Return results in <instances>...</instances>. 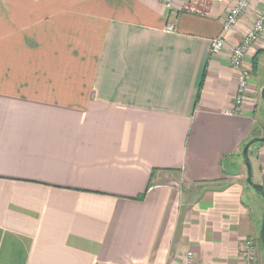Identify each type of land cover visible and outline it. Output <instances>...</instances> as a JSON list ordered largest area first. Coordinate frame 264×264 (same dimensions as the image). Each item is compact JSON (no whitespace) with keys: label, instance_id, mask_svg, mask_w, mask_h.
I'll return each instance as SVG.
<instances>
[{"label":"crops","instance_id":"obj_1","mask_svg":"<svg viewBox=\"0 0 264 264\" xmlns=\"http://www.w3.org/2000/svg\"><path fill=\"white\" fill-rule=\"evenodd\" d=\"M165 1L0 0V264H243L262 244L243 150L264 137V33L228 112L264 0L216 56L236 0Z\"/></svg>","mask_w":264,"mask_h":264},{"label":"built area","instance_id":"obj_2","mask_svg":"<svg viewBox=\"0 0 264 264\" xmlns=\"http://www.w3.org/2000/svg\"><path fill=\"white\" fill-rule=\"evenodd\" d=\"M254 0H236L235 4L228 11L221 34L211 42V56L221 54L226 47V35L233 31L240 19L245 15ZM165 7L172 9L173 0H166ZM168 31L173 32L174 27L168 28ZM264 32V8H262L256 16L253 27L244 36L241 44L234 48L231 53V65L239 70L238 78V94L235 100L233 110L228 114H238L241 111L243 104L246 101L249 91L250 72L244 68V62L252 47L260 39ZM256 249L254 242L250 239L242 245L240 251V259L243 264H253L255 260ZM192 255L189 254V258Z\"/></svg>","mask_w":264,"mask_h":264},{"label":"water","instance_id":"obj_3","mask_svg":"<svg viewBox=\"0 0 264 264\" xmlns=\"http://www.w3.org/2000/svg\"><path fill=\"white\" fill-rule=\"evenodd\" d=\"M262 98L264 100V87L262 89ZM255 143H264V137L263 138H255V139L251 140L245 146V148L243 150V158H244L247 170H248L247 180H248L249 185L252 186L253 188L257 189L261 193L263 198H264V189H263V187L255 184L253 182V180H252V167H251V162H250V159H249V149ZM261 239H262V244H263V248H264V216H263V221H262Z\"/></svg>","mask_w":264,"mask_h":264},{"label":"rangeland","instance_id":"obj_4","mask_svg":"<svg viewBox=\"0 0 264 264\" xmlns=\"http://www.w3.org/2000/svg\"><path fill=\"white\" fill-rule=\"evenodd\" d=\"M264 33V32H263ZM262 33V34H263ZM262 36V35H261ZM261 36H260V38H261ZM259 41V40H258ZM257 41V42H258ZM257 42H256V44H257ZM264 85V84H263ZM263 87L264 86H262V89H263ZM260 115H264V101L262 100V109L260 110ZM262 124H259V127H258V131H262V125H264V119H263V121L261 122ZM255 146H256V144L255 145H253L252 147L253 148H255ZM247 174V173H246ZM245 176V175H244ZM249 193L251 194V196H249V195H247L248 196V198L249 199H251L252 201L256 198V193L254 194V193H251L250 191H249ZM258 244H259V248L258 249H256V255H255V260H254V264H255V262L257 261V259H258V256H260V258L262 259V261H261V259H260V264H264V251H263V247H262V244H261V241L259 240V242H258ZM258 255V256H257ZM262 256V257H261Z\"/></svg>","mask_w":264,"mask_h":264},{"label":"trees","instance_id":"obj_5","mask_svg":"<svg viewBox=\"0 0 264 264\" xmlns=\"http://www.w3.org/2000/svg\"><path fill=\"white\" fill-rule=\"evenodd\" d=\"M255 63V62H254ZM253 66L255 67L256 66V64H253ZM255 144H257V143H255ZM263 189H264V186H263Z\"/></svg>","mask_w":264,"mask_h":264}]
</instances>
